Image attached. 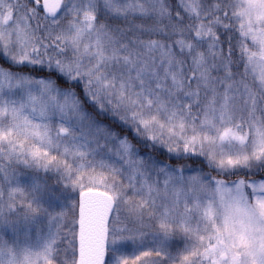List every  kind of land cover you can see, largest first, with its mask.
Listing matches in <instances>:
<instances>
[{
  "label": "snow or ice",
  "instance_id": "snow-or-ice-1",
  "mask_svg": "<svg viewBox=\"0 0 264 264\" xmlns=\"http://www.w3.org/2000/svg\"><path fill=\"white\" fill-rule=\"evenodd\" d=\"M0 264H264V0H0Z\"/></svg>",
  "mask_w": 264,
  "mask_h": 264
}]
</instances>
